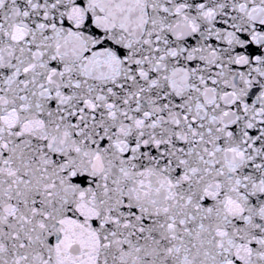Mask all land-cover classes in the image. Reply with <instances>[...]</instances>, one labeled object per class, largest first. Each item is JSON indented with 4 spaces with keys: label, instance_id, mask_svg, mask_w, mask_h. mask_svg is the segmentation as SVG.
<instances>
[{
    "label": "snow or ice",
    "instance_id": "snow-or-ice-1",
    "mask_svg": "<svg viewBox=\"0 0 264 264\" xmlns=\"http://www.w3.org/2000/svg\"><path fill=\"white\" fill-rule=\"evenodd\" d=\"M0 264H264V0H0Z\"/></svg>",
    "mask_w": 264,
    "mask_h": 264
}]
</instances>
